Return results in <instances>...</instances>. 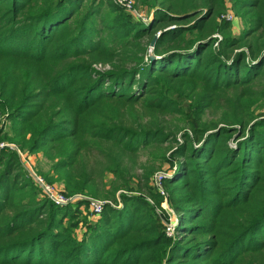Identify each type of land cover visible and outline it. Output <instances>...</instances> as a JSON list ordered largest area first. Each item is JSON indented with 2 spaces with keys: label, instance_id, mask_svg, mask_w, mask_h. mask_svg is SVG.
I'll return each instance as SVG.
<instances>
[{
  "label": "trees",
  "instance_id": "obj_1",
  "mask_svg": "<svg viewBox=\"0 0 264 264\" xmlns=\"http://www.w3.org/2000/svg\"><path fill=\"white\" fill-rule=\"evenodd\" d=\"M138 2L149 22L113 0H0V141L43 153L47 181L85 198L39 199L0 148V264H264V0Z\"/></svg>",
  "mask_w": 264,
  "mask_h": 264
},
{
  "label": "rangeland",
  "instance_id": "obj_2",
  "mask_svg": "<svg viewBox=\"0 0 264 264\" xmlns=\"http://www.w3.org/2000/svg\"><path fill=\"white\" fill-rule=\"evenodd\" d=\"M135 2H136L137 7L140 10H142V12L143 11L145 13L148 12V8L146 6L141 5V3L138 2V0H135ZM227 10L229 13H232L234 15V19L232 21H229L233 25L232 26V32L235 36H240L242 34V31L245 28V22L235 14V12L233 10V5L231 2H228ZM210 117L211 116H209V118ZM169 120H170V124H172L173 126H177V127L183 126V124L180 123L177 119H171L170 118ZM1 129H3L2 134L8 133L11 131V125H10V122L8 121L6 115L0 113V130ZM2 143H4V145H6V147H8L10 149H12L13 147H17L18 150L20 151V152H17L16 150L14 151V149H12L19 156L20 161L23 165L24 171L26 172L28 178L31 179V181L33 182V184L35 185V187L39 191V199L47 200V198H45L43 196L41 188L38 185H36L34 180L31 178V176H29L32 171L37 176L43 178L47 183L54 185L58 190H60V192L67 194V192L64 190V186L61 182L56 181V182L50 183L47 181L45 176L48 173H50V174L52 173V175H53L54 172L51 171L52 163L44 156L43 153H41V152L29 153L28 150H23L18 145L11 143L10 141H6V140L3 142L0 141V144H2ZM164 147H167V146H164ZM135 159L138 160V163H140V164L145 163L146 160L148 159V152L145 150H142L140 153H138V155L135 156ZM87 161H88L90 167L94 170L97 183L100 185V187L102 188L103 185H106L107 188L111 189V186L114 184V175L111 173H107L105 170L106 165H108L109 158H107L106 155L103 153L95 152V153L89 155ZM160 166H161V169L157 172L167 171L169 168L168 164L164 163L161 165V162L159 161V162H157L156 167H160ZM136 173L140 174L141 170H137ZM79 195L80 194L75 195V196H79ZM163 209H164V211H166V214L169 217V224L175 225L177 217H176V215H174L175 213L173 212V210H171V208L169 207L168 199L166 201V204L165 203L163 204ZM80 211L82 213V215H81L82 218L88 217L93 221H97L99 219L93 215V213L89 207L82 206L80 208ZM93 218H97V219H93ZM83 233H84V229L82 228V223H80L79 228L76 230V234L81 236Z\"/></svg>",
  "mask_w": 264,
  "mask_h": 264
},
{
  "label": "built area",
  "instance_id": "obj_3",
  "mask_svg": "<svg viewBox=\"0 0 264 264\" xmlns=\"http://www.w3.org/2000/svg\"><path fill=\"white\" fill-rule=\"evenodd\" d=\"M113 1L117 6L121 7L125 12L130 14L135 20L143 21V22L150 21V16L144 11L142 12V10H140L137 7L135 0H113ZM224 18L227 21H232L234 19V15L232 13L227 12ZM5 147L6 145H4V143L0 144V148H5ZM12 149H14V151L16 150L17 152H20L17 147H13ZM166 175L167 174L159 173L158 175H156V179H155V184L158 191L165 197V202H164L165 204L167 201V194L162 187V181ZM29 176H31L35 184L41 188L43 196L47 198L48 201L54 203L55 205L60 206V205H67L70 203L75 204L85 199L81 195L68 196L63 192H60V190H58L54 185L47 183L43 178L37 176L33 171L30 173ZM89 201H90L89 208L92 211L93 215L97 218H100L103 213L105 203L103 201L93 200V199H89ZM167 226H168L167 227L168 234L170 236L173 235L175 225L168 224Z\"/></svg>",
  "mask_w": 264,
  "mask_h": 264
},
{
  "label": "water",
  "instance_id": "obj_4",
  "mask_svg": "<svg viewBox=\"0 0 264 264\" xmlns=\"http://www.w3.org/2000/svg\"><path fill=\"white\" fill-rule=\"evenodd\" d=\"M157 39H158V36H156L155 39L152 41L151 48H153L155 46ZM151 59L154 60V59H156V57L155 56H152Z\"/></svg>",
  "mask_w": 264,
  "mask_h": 264
},
{
  "label": "crops",
  "instance_id": "obj_5",
  "mask_svg": "<svg viewBox=\"0 0 264 264\" xmlns=\"http://www.w3.org/2000/svg\"><path fill=\"white\" fill-rule=\"evenodd\" d=\"M93 219H97V218H93Z\"/></svg>",
  "mask_w": 264,
  "mask_h": 264
}]
</instances>
